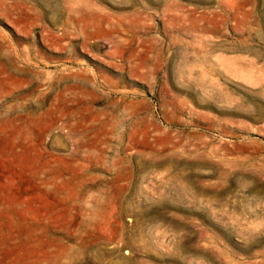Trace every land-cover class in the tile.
I'll list each match as a JSON object with an SVG mask.
<instances>
[{
	"label": "rangeland",
	"instance_id": "1",
	"mask_svg": "<svg viewBox=\"0 0 264 264\" xmlns=\"http://www.w3.org/2000/svg\"><path fill=\"white\" fill-rule=\"evenodd\" d=\"M73 1L0 0V264H264V0Z\"/></svg>",
	"mask_w": 264,
	"mask_h": 264
},
{
	"label": "bare ground",
	"instance_id": "2",
	"mask_svg": "<svg viewBox=\"0 0 264 264\" xmlns=\"http://www.w3.org/2000/svg\"><path fill=\"white\" fill-rule=\"evenodd\" d=\"M74 1H75V0H74ZM74 1H73V2H74ZM83 1H84V0H83ZM98 1H99V0H98ZM75 4H76V3H75ZM95 16H96V15H95Z\"/></svg>",
	"mask_w": 264,
	"mask_h": 264
}]
</instances>
